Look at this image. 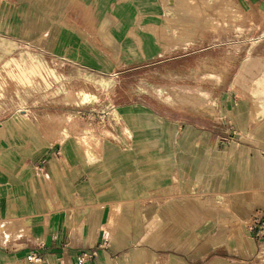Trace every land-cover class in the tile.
<instances>
[{"label": "crops", "instance_id": "1", "mask_svg": "<svg viewBox=\"0 0 264 264\" xmlns=\"http://www.w3.org/2000/svg\"><path fill=\"white\" fill-rule=\"evenodd\" d=\"M116 1L0 0V72L44 62L67 81L121 60L135 43L119 15L143 9ZM240 1L264 30V0ZM238 58L211 115L141 97L81 136L55 124L69 109L46 122L0 102V264L30 251L43 264H264V49Z\"/></svg>", "mask_w": 264, "mask_h": 264}, {"label": "rangeland", "instance_id": "2", "mask_svg": "<svg viewBox=\"0 0 264 264\" xmlns=\"http://www.w3.org/2000/svg\"><path fill=\"white\" fill-rule=\"evenodd\" d=\"M116 3L143 9V13L119 15L123 16L119 23L132 25L128 37L135 43L115 51L121 60L100 62L99 72L71 68L67 81L58 77L50 63H38L33 73L23 65L7 64L0 72V102L20 108L15 110L19 117L23 114L46 122L45 112L69 109L55 124L63 120L70 131L82 132L81 136L98 132L111 122L116 105L141 97L211 115L217 92L238 57L264 49V30L254 28L251 11L240 0ZM129 16L132 18L127 20ZM20 67L26 76L30 74L31 83H22L23 73L15 78ZM67 94H86L88 98L83 105L66 103L62 98ZM34 96L41 103L39 111L19 104Z\"/></svg>", "mask_w": 264, "mask_h": 264}, {"label": "built area", "instance_id": "3", "mask_svg": "<svg viewBox=\"0 0 264 264\" xmlns=\"http://www.w3.org/2000/svg\"><path fill=\"white\" fill-rule=\"evenodd\" d=\"M233 134L235 135L236 132L233 131ZM261 234H264V223H260L258 226V235H261ZM94 256H95V253L82 254L81 256L77 258V263L85 264L86 261H88ZM25 261H26V264H43L42 257L37 251L28 252L27 255L25 256Z\"/></svg>", "mask_w": 264, "mask_h": 264}]
</instances>
